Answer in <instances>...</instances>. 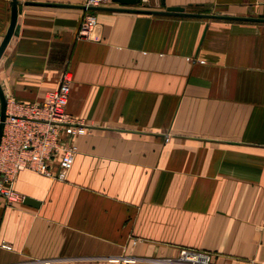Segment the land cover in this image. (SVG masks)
<instances>
[{
  "label": "crops",
  "instance_id": "crops-1",
  "mask_svg": "<svg viewBox=\"0 0 264 264\" xmlns=\"http://www.w3.org/2000/svg\"><path fill=\"white\" fill-rule=\"evenodd\" d=\"M83 2L15 0L4 100L69 71L85 130L63 180L21 169V199L0 198V264H158L179 247L264 264V0H109L89 39Z\"/></svg>",
  "mask_w": 264,
  "mask_h": 264
},
{
  "label": "built area",
  "instance_id": "built-area-1",
  "mask_svg": "<svg viewBox=\"0 0 264 264\" xmlns=\"http://www.w3.org/2000/svg\"><path fill=\"white\" fill-rule=\"evenodd\" d=\"M108 1L84 0L77 38L89 39L96 25L93 10L87 7L102 8ZM70 81V72L62 71L57 85L44 90L37 101L5 98L0 133V198L5 204L22 197L12 188L21 169L58 180L65 178L76 151L73 138L85 130L83 123L65 111ZM148 259L158 264H217L213 252L189 247H179L174 255Z\"/></svg>",
  "mask_w": 264,
  "mask_h": 264
},
{
  "label": "water",
  "instance_id": "water-1",
  "mask_svg": "<svg viewBox=\"0 0 264 264\" xmlns=\"http://www.w3.org/2000/svg\"><path fill=\"white\" fill-rule=\"evenodd\" d=\"M112 1H117L123 5H136L140 2V0H112ZM15 4H16L15 0H11L9 23H8L7 29L4 33L1 41H0V54H1L5 44L7 43L8 39L11 35V32H12V28H13L14 21H15ZM82 8H83V6H82ZM87 8L89 10L100 9L99 7H87ZM122 10H126V9H122ZM166 13L180 14V15L184 14V13H182L181 9L176 8V7H168L166 9ZM184 15H186V14H184ZM3 116H4V96L0 90V133H1ZM22 201L24 203H28V204H32V205H35L37 203L35 200H33L32 198L27 197V196H23Z\"/></svg>",
  "mask_w": 264,
  "mask_h": 264
},
{
  "label": "rangeland",
  "instance_id": "rangeland-1",
  "mask_svg": "<svg viewBox=\"0 0 264 264\" xmlns=\"http://www.w3.org/2000/svg\"><path fill=\"white\" fill-rule=\"evenodd\" d=\"M137 240V238H129V241L131 242V243H134L135 241ZM111 259H112V257H111ZM135 258H132V257H128L127 258V260H134Z\"/></svg>",
  "mask_w": 264,
  "mask_h": 264
}]
</instances>
